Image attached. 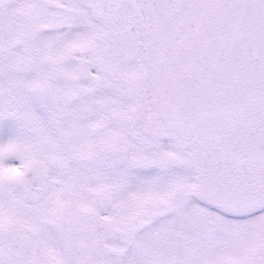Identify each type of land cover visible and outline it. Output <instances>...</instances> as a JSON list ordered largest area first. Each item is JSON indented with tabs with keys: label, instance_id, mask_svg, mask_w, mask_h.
Masks as SVG:
<instances>
[{
	"label": "snow or ice",
	"instance_id": "snow-or-ice-1",
	"mask_svg": "<svg viewBox=\"0 0 264 264\" xmlns=\"http://www.w3.org/2000/svg\"><path fill=\"white\" fill-rule=\"evenodd\" d=\"M0 264H264V0H0Z\"/></svg>",
	"mask_w": 264,
	"mask_h": 264
}]
</instances>
